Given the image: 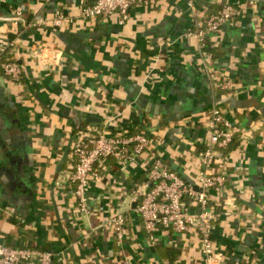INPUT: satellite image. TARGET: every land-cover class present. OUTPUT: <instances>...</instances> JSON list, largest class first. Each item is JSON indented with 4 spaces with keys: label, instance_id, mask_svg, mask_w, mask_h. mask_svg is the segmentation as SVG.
<instances>
[{
    "label": "crops",
    "instance_id": "1",
    "mask_svg": "<svg viewBox=\"0 0 264 264\" xmlns=\"http://www.w3.org/2000/svg\"><path fill=\"white\" fill-rule=\"evenodd\" d=\"M81 1L95 0H0V44L14 41L8 57L25 71L19 83L0 75V239L52 252L54 264H207L196 235L162 229L150 241L131 194L154 157L197 183L217 106L237 136L226 163L212 167L228 178L225 193L210 195L221 215L213 264H264V0H196L194 14L187 0H149L124 25L117 16L81 21ZM229 5L241 15L211 38L206 65L186 35ZM57 10L65 20L53 21ZM18 11L20 23L4 20ZM36 19L50 24L25 28ZM39 46L53 66H42ZM224 81L230 91L213 87ZM108 123L113 134H146L151 152L124 169L110 159L85 215L67 159L80 130ZM119 211L128 217L122 244L107 225Z\"/></svg>",
    "mask_w": 264,
    "mask_h": 264
},
{
    "label": "built area",
    "instance_id": "2",
    "mask_svg": "<svg viewBox=\"0 0 264 264\" xmlns=\"http://www.w3.org/2000/svg\"><path fill=\"white\" fill-rule=\"evenodd\" d=\"M195 1L187 0V6L193 14L196 13ZM249 3L254 5V2ZM80 4L81 21L117 16L119 23L124 25L129 21L135 7L148 6L150 1L95 0L91 5H87L85 1H81ZM241 9L239 5H229L222 11L209 15L203 23L196 20L194 28L187 33L186 37L196 42L206 65L211 38L224 25L236 22L241 15ZM21 18L22 13L18 11L15 17L4 20L16 25L21 22ZM65 19L63 13L57 10L53 21ZM49 24L46 19H36L27 22L25 28L34 29ZM37 49V57L42 66H53L57 62L56 56L45 57V47L39 46ZM13 50L14 41L6 45L0 44V75L19 83L25 71L17 60L8 57ZM213 87L230 91L232 84L224 81L214 84ZM108 126L109 123L104 124L103 128L88 126L87 129L80 130L73 139L72 151L67 159L69 181L74 186V195L80 211L85 215L90 213L86 194L92 183L102 182V169L110 159L124 169L145 153L151 152V143L146 134L141 132L113 134L108 131ZM206 130L205 149L200 155L203 168L198 173L196 184H190L161 159L154 157L146 170L147 181L136 185L131 194V201L136 203L135 212L140 217L141 226L150 241L155 242V235L160 229L196 235L200 239L207 264H213L218 254L212 235L221 215L213 211L210 195L213 190L218 191L220 195L225 193L228 178L226 173H212V167H221L226 163L229 149L237 135L226 113L217 106L208 114ZM99 201V198L95 199L96 203ZM127 221L128 217L120 211L107 221V225L114 229L119 244L124 241ZM54 261L55 256L52 252L38 247L0 243V264H54Z\"/></svg>",
    "mask_w": 264,
    "mask_h": 264
},
{
    "label": "water",
    "instance_id": "3",
    "mask_svg": "<svg viewBox=\"0 0 264 264\" xmlns=\"http://www.w3.org/2000/svg\"><path fill=\"white\" fill-rule=\"evenodd\" d=\"M23 39H27V34L23 35L22 36ZM97 122H100L98 119L94 118V117H87L86 118V124L87 125H90V124H94V123H97ZM14 138V137H13ZM67 155H68V151L67 153L65 154L64 156V160H66L67 158ZM196 188V187H195ZM197 189V188H196ZM133 208H136V203L133 204ZM0 243H4L3 239H0Z\"/></svg>",
    "mask_w": 264,
    "mask_h": 264
},
{
    "label": "trees",
    "instance_id": "4",
    "mask_svg": "<svg viewBox=\"0 0 264 264\" xmlns=\"http://www.w3.org/2000/svg\"><path fill=\"white\" fill-rule=\"evenodd\" d=\"M209 51H211V48L208 49ZM232 147H230L229 151L231 150ZM1 213V212H0ZM162 230V229H160ZM8 245V244H7ZM173 253H176V252H173ZM177 254V253H176Z\"/></svg>",
    "mask_w": 264,
    "mask_h": 264
}]
</instances>
